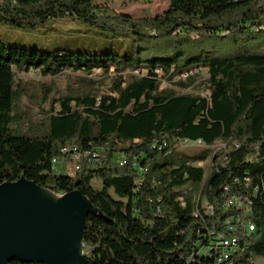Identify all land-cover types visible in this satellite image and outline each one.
Here are the masks:
<instances>
[{"label": "trees", "instance_id": "trees-1", "mask_svg": "<svg viewBox=\"0 0 264 264\" xmlns=\"http://www.w3.org/2000/svg\"><path fill=\"white\" fill-rule=\"evenodd\" d=\"M64 17L120 38V47L46 52L0 41V185L23 176L85 196L101 214L84 231L92 264H217L213 233L234 214L223 204L236 195L250 203L254 231L230 260L264 259V0H168L144 17L92 0H0V25L31 30ZM202 68L205 97L190 75ZM30 70L41 81L17 78ZM23 99L47 104L50 115L37 118ZM184 140L204 147L184 149ZM85 152L98 158L83 157L73 176L54 174L52 160ZM209 156L205 172L198 165Z\"/></svg>", "mask_w": 264, "mask_h": 264}, {"label": "water", "instance_id": "water-1", "mask_svg": "<svg viewBox=\"0 0 264 264\" xmlns=\"http://www.w3.org/2000/svg\"><path fill=\"white\" fill-rule=\"evenodd\" d=\"M90 215L99 210L80 192L64 194L21 176L0 185V264H92L83 253Z\"/></svg>", "mask_w": 264, "mask_h": 264}, {"label": "rangeland", "instance_id": "rangeland-1", "mask_svg": "<svg viewBox=\"0 0 264 264\" xmlns=\"http://www.w3.org/2000/svg\"><path fill=\"white\" fill-rule=\"evenodd\" d=\"M92 2L94 5L98 6L106 4L117 13H126L133 17L154 16L162 13L168 6V0H92ZM0 41L5 46L13 44L27 49H38L46 52L64 50L95 54L104 53L109 50H117L120 47L121 39L109 33L98 32L94 28L85 24L64 17L48 20L43 26L31 30H19L9 25H0ZM100 74L101 71L96 70L92 75V78L97 79ZM134 74H137V72H134ZM159 74L161 75V73ZM194 74L198 75L197 83L201 84L200 90L197 93L205 97L207 95V69L202 68L190 73L192 76ZM17 78L27 83H36L42 79L40 73L34 70H30L27 73L23 72L19 74ZM181 78L185 80L186 77L182 76ZM49 79L50 78H46L45 80ZM55 81L57 83L58 95H62L65 88V77L60 76L55 79ZM108 87L109 82L100 88V94H109L107 92ZM166 88H168V85L163 82L160 90H165ZM187 92H189V90H187ZM21 104L30 109L35 116L40 119L48 117L51 113L48 111L47 104L40 109L30 105L26 99H23ZM58 110L59 106L55 105V111ZM203 147L204 146L201 143H195L186 144L182 148L201 149ZM117 159L118 157L115 158V160ZM211 159L212 156H209L204 163H201L198 166L203 167L205 172H208ZM74 166L75 164L73 161L65 159L64 161L57 163L54 174L73 176L75 173ZM92 186L98 190L102 188L101 183L96 179H92ZM110 195L114 199H117L112 192H110ZM203 204H205V202ZM83 253L86 257H89L92 252L84 247ZM254 263L264 264V259L256 258Z\"/></svg>", "mask_w": 264, "mask_h": 264}, {"label": "built area", "instance_id": "built-area-1", "mask_svg": "<svg viewBox=\"0 0 264 264\" xmlns=\"http://www.w3.org/2000/svg\"><path fill=\"white\" fill-rule=\"evenodd\" d=\"M159 73H161V71L157 72L158 75H160ZM186 144L195 143L189 142L187 140L179 142V145L181 147ZM65 154H72V150L64 151V155ZM83 157L87 158L89 161H96V159L98 158V154L96 152L75 154V172L79 169V162ZM116 162L121 166L125 164L126 159L123 156V160H116ZM51 163L52 165H54V170H56V165L58 163L57 160H52ZM132 166L138 172H142V169L136 162H134ZM179 200L183 202L182 198H180ZM202 208L207 215L210 216L213 214L212 207L207 203L203 204ZM223 208L226 210L234 211V214L225 220L224 228L221 232L217 234L213 233V235H215V241L213 243L214 249L219 250L217 254V264H232L230 258L239 249V242L242 239L241 236L254 231V225L249 218L252 209L250 203H237L236 195L226 197Z\"/></svg>", "mask_w": 264, "mask_h": 264}, {"label": "bare ground", "instance_id": "bare-ground-1", "mask_svg": "<svg viewBox=\"0 0 264 264\" xmlns=\"http://www.w3.org/2000/svg\"><path fill=\"white\" fill-rule=\"evenodd\" d=\"M72 159L75 161V155L74 156H72ZM123 160V159H122ZM54 166V165H53ZM238 199V198H237ZM240 203H241V201H240Z\"/></svg>", "mask_w": 264, "mask_h": 264}]
</instances>
